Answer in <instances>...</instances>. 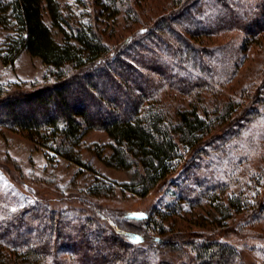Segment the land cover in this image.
Wrapping results in <instances>:
<instances>
[{
	"label": "trees",
	"instance_id": "1",
	"mask_svg": "<svg viewBox=\"0 0 264 264\" xmlns=\"http://www.w3.org/2000/svg\"><path fill=\"white\" fill-rule=\"evenodd\" d=\"M173 1L174 8L167 15L174 23L145 25L115 53L108 46L101 18L123 14L125 20L136 18L139 22L132 0H94L95 9L90 8L84 21L67 15L57 0H0V26L17 27V35L7 40L2 51L6 55L3 58L13 62L26 52L52 68L46 76L50 81L45 84L7 89L0 83V127L22 134L36 147L88 170L93 167L83 157L84 138L91 131H103L111 140L105 149L108 151L94 149L92 153L108 167L133 171L137 180L123 187L143 198L174 176L170 186L182 192L188 204L197 203L215 189L214 185L205 187L203 177L197 176L200 162L207 156L211 160L222 156L228 172L225 176L232 178L239 163L249 158V149L242 143L244 134L264 121V64L256 67L251 83L237 91L230 88L245 53L258 43L264 47L257 36L264 30V0ZM45 12L53 28L62 34V42L55 39L52 27L45 22ZM233 33L237 35L226 37ZM214 36L227 41L210 47L199 44L203 37ZM125 47L138 51L129 50L122 58ZM164 89L188 98V103L164 97ZM250 142L252 149L258 150L256 140ZM262 169L263 177L258 180L264 178ZM213 194V200L221 199L219 208L225 218H234L245 210L251 212L253 219H246L241 227L254 220L264 221V200L251 205L240 196L222 199ZM89 196L102 197L101 190L92 187ZM97 214L100 220L90 218L97 227L78 219L83 225H72L67 230L56 221L60 242L76 236L83 251H93L88 235L95 239L98 231L104 232L98 228L104 220L112 235L95 249L105 255L100 264H167L155 262L152 256L133 255L126 249L114 251L115 238L137 245L150 241L160 256L176 251L183 254V247L191 246L194 255L188 256L189 264L238 262L237 249L216 238L200 242L192 234L183 233L175 237V245L176 239H165L169 232L164 225L166 213L161 209L157 216L145 213L134 219L130 214H118L113 219ZM52 216L54 220L65 217ZM136 223H144L147 228H134L132 224ZM3 242L32 264L47 258L63 264L56 260L58 251L73 252L79 246L61 249L53 238L36 247L33 243L13 244L6 233ZM83 251L87 264L99 263L97 255ZM77 260L84 263L82 258Z\"/></svg>",
	"mask_w": 264,
	"mask_h": 264
},
{
	"label": "rangeland",
	"instance_id": "2",
	"mask_svg": "<svg viewBox=\"0 0 264 264\" xmlns=\"http://www.w3.org/2000/svg\"><path fill=\"white\" fill-rule=\"evenodd\" d=\"M57 1L67 15L71 16L72 14V17L79 18L81 21H84L87 14L91 12L90 8L95 9L94 0ZM172 2L174 3L173 0H144L143 2L132 0V7L137 12L139 22L136 18L125 20L123 14L108 20L103 16L101 28L107 30L108 46L115 52L124 45L127 39L133 37L141 28L146 27L145 25L158 26L162 21L174 23L175 20L167 15L174 8ZM44 19L52 27L55 39L62 42L63 36L57 28H53L47 12H45ZM15 35H17V27L0 26V83L7 89L28 88L37 84H45V81L49 80L46 76L52 68L44 64L40 58L33 57L26 52L13 62L3 58L6 56L2 51L6 49L7 40ZM235 35L237 33L226 37L230 38ZM257 36L264 46V30ZM225 41H227L225 37L221 36L203 37L199 44L210 47L225 43ZM258 44L253 45L243 56L239 74L232 86L230 85L232 91H237L243 85L251 83L256 67L264 64V47L261 48ZM129 50L138 51L137 48L125 47L122 50V58L126 57ZM261 84L259 82L258 87H261ZM162 94L164 97L175 98L176 101L184 99V105L189 101L188 98L165 89ZM251 129L257 130V133L254 134V130ZM263 130L264 121L254 124L250 128V132L244 134L242 143L249 149L247 152L249 158L239 163L237 170L231 174L232 178L225 176L228 172L225 171L221 162L224 159L222 156H214L215 160H211L209 156L202 159L203 162H200L201 166L199 171L197 170V176L203 177L201 180L204 181L205 187L214 185L217 190L212 189L197 203L188 204L184 199V194L179 192L176 187L170 186V183L175 180L174 176L169 179L166 185L164 184L144 198L125 189L123 185L134 183L137 180L134 172L108 167L92 153L94 149L105 150L111 143L110 138L103 131H91L84 138L83 157L85 162L93 167L92 170H88L47 149L36 147L22 134L13 133L9 129L0 127V264H32L29 261L25 262L22 257L18 256V252H14L15 250L3 242L5 233L7 239L13 244L33 243V246L36 247L48 238H53L57 247L61 245V249L77 244L79 248L74 246L75 251L73 252L59 250L57 253L59 259L56 260L62 261L63 264H79L77 259L81 261L82 258L84 261L82 264H87L82 257L83 248L80 247L76 236L71 241L63 239L60 242V231L58 232L56 228L58 227L56 221L66 229L67 227L71 228L72 225L74 228L81 227L83 224L76 220L82 219L88 222L86 225L90 227V225L96 226L90 218L99 219L100 214H97L99 212L106 219H113L118 214H130L133 218L144 216L147 213L154 217L157 216V211L160 209L166 213L164 225L169 233L166 234L165 239H176L177 235L183 233L192 234L193 238L199 239L200 242L216 238L223 245L237 249L239 252L237 264H264V221H250L251 224L241 227L246 219H253L250 217L251 212L245 210L241 214L235 215L234 218H225L219 208L221 199L218 198V196L222 199L227 196H240L242 199L248 200L251 205H255L259 200H264V178L258 180L259 177H263ZM252 139L259 144L258 150L252 149L253 143L250 142ZM105 151L107 153L108 150ZM192 171L196 172L195 169ZM253 175L256 177L254 178ZM92 187H98L102 197L89 196V189ZM222 189L227 190L225 193H221ZM212 194L213 197L216 194L215 197L219 201L213 200ZM90 202L94 205H91ZM165 208L168 209L165 210ZM52 214L54 216L64 214L65 217L54 220ZM252 217L254 216L252 215ZM105 222L101 220L98 228H102L104 232L99 233L98 231L95 239L93 235H88L89 242L92 243L91 247H95L94 250L92 249L94 252L83 251V253L91 252L93 255H97L98 264L101 263L100 261L103 262L105 255L95 249H98V244L105 237L112 235L107 231ZM132 225L134 228H147L144 223ZM115 239L114 251L120 248L130 251L133 255L152 256V260L158 263L166 261L167 264H189L191 258L188 256L193 257L194 255L191 246L183 247L187 256L179 251L173 252V255L160 256L150 241L137 245L124 238ZM174 242V245L177 244V239ZM170 244L173 245V243ZM52 260L47 258L40 264H57L55 260ZM141 260L143 261V259Z\"/></svg>",
	"mask_w": 264,
	"mask_h": 264
}]
</instances>
